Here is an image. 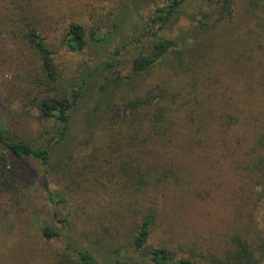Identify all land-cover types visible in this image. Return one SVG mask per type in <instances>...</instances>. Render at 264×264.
Here are the masks:
<instances>
[{
  "label": "rangeland",
  "instance_id": "1",
  "mask_svg": "<svg viewBox=\"0 0 264 264\" xmlns=\"http://www.w3.org/2000/svg\"><path fill=\"white\" fill-rule=\"evenodd\" d=\"M230 1L231 18L198 29L200 14L218 12L223 0H186L160 33L177 40L178 51L145 82V75L125 79L145 55V3L0 0V127L50 152L43 166L5 158L0 147V264H81L73 250L96 264H149L130 245L147 213L149 246L164 249L172 264L262 263L264 0ZM118 17L121 36L141 41L112 58L121 37L104 45L90 38ZM71 24L89 40L80 53L63 49ZM31 28L54 52L55 81L30 44ZM105 62L115 67L99 80ZM87 71L94 80L57 142L59 123L43 119L37 105ZM105 80L115 81L106 96ZM150 88L160 96L154 104L125 110ZM45 227L60 236L46 239Z\"/></svg>",
  "mask_w": 264,
  "mask_h": 264
},
{
  "label": "trees",
  "instance_id": "2",
  "mask_svg": "<svg viewBox=\"0 0 264 264\" xmlns=\"http://www.w3.org/2000/svg\"><path fill=\"white\" fill-rule=\"evenodd\" d=\"M185 1L186 0H133L135 4H141L142 2L143 4L145 3V19L141 24L142 30L145 31V55L133 60L130 71L131 76H128L125 79L131 80L133 77L145 75L146 82L153 70H155V68L160 65L170 53L178 51V41L162 36L160 33L165 32L167 27L175 20ZM255 2L258 5L255 10L260 9L261 5H259V2ZM230 7L231 1L223 0L222 8L218 12L201 13L196 20L198 29L207 27L208 24H219L227 21L232 16ZM119 15L123 16V13L121 12ZM122 26V18H115L110 25L99 28V34H93L90 40L104 45V43L106 44L117 37H121L120 46L111 54L112 58L118 57L128 45H136L141 41L140 36L137 35H128L129 37L121 36ZM138 26L139 24L136 25V27ZM29 41L41 60L42 68L46 73L48 80L55 81L58 79L59 76L53 58L54 52L47 46L43 36L38 33L35 28L30 29ZM88 43L89 40L85 36L82 27L77 24H71L67 29L66 38L63 41V49L68 53H80L87 48ZM114 67V64L110 62H105L100 66H97L99 80L102 78V74L105 73V71ZM93 71L97 70L95 69ZM93 80V73L87 71L79 83L71 82V84L68 85L67 92H63L60 96L55 98H44L38 103L37 108L43 119H54L59 123V127L55 134L57 142L64 140L69 133L73 119L72 113L86 94L87 88L84 90V87H87L93 82ZM114 82L115 81L112 82L105 80L104 83H100V89L105 96L109 93L105 92L106 89H108ZM117 88L118 86L115 85L113 89L111 88L110 92H113ZM159 98L160 96L155 94V88H150L145 92V96H139L127 100L125 102V110L130 111L142 106L152 105ZM159 134L160 131H157L156 135L159 136ZM0 147L7 154L5 158H12L14 160L35 158L43 166H48L50 163V152L48 147L47 149L33 147L28 143L21 141L16 136L9 134L1 127ZM3 163L5 164L4 160ZM5 166L6 165H4V168ZM54 196L59 202H63L61 196ZM153 222L154 216L152 213H147L143 216L140 223L136 226L131 238V248L137 254L145 253V258H147L149 264H172L170 263L171 258L169 257V254L164 249L149 246ZM43 236L46 239H52L60 236V234L58 231L50 227H45L43 229ZM73 252L76 254L81 264H96L95 259L87 251L73 250ZM243 252L244 249L240 248L238 255H242ZM261 253V264H264V246ZM117 264H121V262L117 261ZM175 264L192 263L189 260L183 259L177 261ZM252 264L259 263L252 262Z\"/></svg>",
  "mask_w": 264,
  "mask_h": 264
}]
</instances>
